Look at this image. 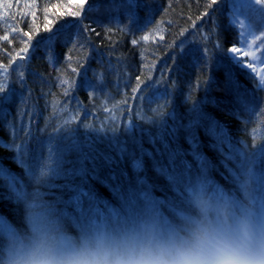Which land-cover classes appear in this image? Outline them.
<instances>
[{"label": "trees", "instance_id": "obj_1", "mask_svg": "<svg viewBox=\"0 0 264 264\" xmlns=\"http://www.w3.org/2000/svg\"><path fill=\"white\" fill-rule=\"evenodd\" d=\"M233 2L0 0V256L35 195L77 240L166 237L248 174L264 220V79Z\"/></svg>", "mask_w": 264, "mask_h": 264}, {"label": "clouds", "instance_id": "obj_2", "mask_svg": "<svg viewBox=\"0 0 264 264\" xmlns=\"http://www.w3.org/2000/svg\"><path fill=\"white\" fill-rule=\"evenodd\" d=\"M240 197H194L196 215L166 237L97 235L77 240L50 218L39 195L24 204L25 229L9 226L0 264H264V220L252 209V180L237 182Z\"/></svg>", "mask_w": 264, "mask_h": 264}, {"label": "rangeland", "instance_id": "obj_3", "mask_svg": "<svg viewBox=\"0 0 264 264\" xmlns=\"http://www.w3.org/2000/svg\"><path fill=\"white\" fill-rule=\"evenodd\" d=\"M233 21L240 28L243 43L234 53L243 65L264 79V34L258 32L249 13L252 9L264 10V0H234Z\"/></svg>", "mask_w": 264, "mask_h": 264}, {"label": "snow or ice", "instance_id": "obj_4", "mask_svg": "<svg viewBox=\"0 0 264 264\" xmlns=\"http://www.w3.org/2000/svg\"><path fill=\"white\" fill-rule=\"evenodd\" d=\"M9 7H11V5H9ZM76 14L78 15L79 13H76ZM5 39H7V37H5ZM143 39L147 40L148 37L145 36V37H143ZM232 51L235 52V51H237V49H233ZM232 59H235V57H233ZM238 63H239V62H238ZM229 75H231V74L229 73ZM2 90H3V86L0 85V91H2Z\"/></svg>", "mask_w": 264, "mask_h": 264}]
</instances>
